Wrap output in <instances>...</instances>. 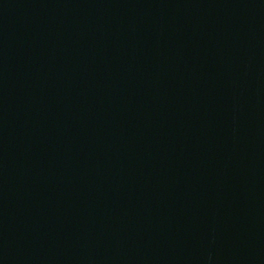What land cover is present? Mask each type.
Listing matches in <instances>:
<instances>
[{
    "label": "water",
    "instance_id": "1",
    "mask_svg": "<svg viewBox=\"0 0 264 264\" xmlns=\"http://www.w3.org/2000/svg\"><path fill=\"white\" fill-rule=\"evenodd\" d=\"M0 264H264V0H0Z\"/></svg>",
    "mask_w": 264,
    "mask_h": 264
}]
</instances>
